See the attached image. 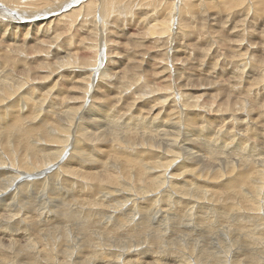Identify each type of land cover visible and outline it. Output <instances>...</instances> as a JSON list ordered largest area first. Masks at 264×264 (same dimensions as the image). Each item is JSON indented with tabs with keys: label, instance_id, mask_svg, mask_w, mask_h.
Wrapping results in <instances>:
<instances>
[{
	"label": "bare ground",
	"instance_id": "bare-ground-1",
	"mask_svg": "<svg viewBox=\"0 0 264 264\" xmlns=\"http://www.w3.org/2000/svg\"><path fill=\"white\" fill-rule=\"evenodd\" d=\"M0 228V264H264V0H0Z\"/></svg>",
	"mask_w": 264,
	"mask_h": 264
},
{
	"label": "rangeland",
	"instance_id": "rangeland-1",
	"mask_svg": "<svg viewBox=\"0 0 264 264\" xmlns=\"http://www.w3.org/2000/svg\"><path fill=\"white\" fill-rule=\"evenodd\" d=\"M217 12H218V11H217ZM133 31H134V30H132L131 32H133ZM180 35L182 36V34H180ZM121 40H122V39H119V41H121ZM182 40H183V39H182ZM41 41H42V40H41ZM124 42H125V43H124ZM172 42H173V41H170V45H172V48H174V47H173L174 44H173ZM192 42H193V41H192ZM120 43H121V47H123V48H125L126 45H127V42H126L125 40H122ZM122 43H124L125 45H123ZM187 45H188V43H187ZM124 46H125V47H124ZM127 46H128V45H127ZM174 46H175V45H174ZM216 46H217V47H215V48H216L217 50H221V51H222V49L219 48V46H218V42L216 43ZM169 49H171V47H169ZM176 49H180V48L177 47ZM174 50H175V49H174ZM191 53H192V52H191ZM85 54H86V53H85ZM80 55H83V54H80ZM182 55H183V54H181L180 56H182ZM178 57H179V56H177V54L175 53L174 55H172V61H175L176 58H178ZM174 59H175V60H174ZM192 67L195 68L196 71H197L199 74L193 72L192 70H191V72H190V69H188V68H186V70L183 69V72L186 73L187 75H189V77H192V76H193V73H194V77H193V78H195V79H196V76H197V78L199 77L198 79H200V80H203V79H204V81H205V80H206V81L208 80V79H206V77H205L204 75H202V76L200 75V73L202 74V70H201L202 68H201V67H200V68H201V69H200L199 66H197V67L199 68V70H197V67H196V66H192ZM187 71H189V72H187ZM191 73H192V74H191ZM149 74H150V73H149ZM199 75L201 76L202 79L200 78ZM229 75H230V74H229ZM203 76H204V77H203ZM252 77H253V78H252ZM150 78H151L152 81H153V78H154V77H153V78L150 77ZM241 78L244 79V75L241 74ZM254 78H255L254 76H251V78H249L248 81H247V83H246V77H245V82H244V84L246 85V86H245L246 88H248L247 86H248V85L250 86V85H251L250 83L253 82V81H254L253 84H256V83H255V82H256V81H255L256 79L253 80ZM155 79H156V80H155ZM224 79H225V80H224ZM224 79H218V78H215V77H214V80H215V82L217 81V83H221V81L223 80L222 82H223L224 84L221 83V84H220V88H219V90L222 91V92H223V90L225 91V90L229 87V85H230V82L228 81V78H224ZM220 80H221V81H220ZM226 80H227V81H226ZM249 80H251V81H249ZM156 81L158 82L159 80H158L157 78H154V82H155V83H157ZM225 82H226V83H225ZM159 83H161V82H159ZM247 84H248V85H247ZM251 86H252V85H251ZM225 88H226V89H225ZM249 88H250V87H249ZM211 89H212V90H211L212 93H214V92L217 93V91H218V89H216V87H213V88H211ZM234 97H235L234 99H236L237 97H239V95L235 94ZM244 138H245V137H244ZM28 189H31V188H28ZM50 189H51V186H50V188H48V191H49ZM28 191H29V190H27L26 192L23 191V192L21 193V191L19 190V191H17V193L20 192V195H19V193H18V194L15 193V195H13L12 197H10V198L8 199V201H7V204L9 205V208L12 207L11 210H14V211H15V210L18 208L17 206H19V208H20V212H23L22 207H25V206H26V207L24 208V209L26 210V208L28 207L27 203H26V202H23V203H21V204L18 205V204L16 203V201H17L16 199H18L17 196H26ZM29 193H30V192H28V194H29ZM16 194H17V195H16ZM223 194L229 195L228 192H227V193H226V192H223ZM50 195H51V194H50ZM15 196H16V197H15ZM51 196H53V195H51ZM53 197H54V196H53ZM12 198H13V199H12ZM10 199H12V200H10ZM14 199H15V200H14ZM50 203H52V201H50ZM50 203H48V204L46 205V208H47V209H49V205H51ZM227 203H230V202H227ZM10 204H11V206H10ZM24 204H25V205H24ZM224 204H226V203H224ZM14 205H15V206H14ZM13 207H15V208L17 207V208L15 209V208H13ZM50 213H52V212H50ZM217 218H218V219H217ZM215 220H217V221H215ZM215 220H213V221H215V222H212V223L206 222V224H208V225H204V227H203L204 229L200 230L202 234H201L200 232L197 233V234H196V233H193V235H195V236H193V235H192V236H193V237H197L198 240H199V238H200L199 241H200L202 244H203V242H204V244H205V242H207V243L210 244L211 239H209V238H210V236H212L213 233L210 234V232H207V231L209 230L207 227H208L210 224H212L213 227L216 225V226H215L216 229H215V228H212V230H213V231H217V230H219V229L221 228V226H222V223H221L222 220L219 219V217H216ZM220 221H221V222H220ZM217 222H220L221 224H220V223H217ZM213 223H214V224H213ZM216 223H217V224H216ZM202 224H203V223H202ZM204 224H205V223H204ZM218 224H219V225H218ZM220 225H221V226H220ZM206 226H207V227H206ZM217 226H218V227H217ZM92 228L94 229V227H92ZM205 228H206V229H205ZM218 228H219V229H218ZM0 229H1V228H0ZM205 230H206V231H205ZM20 231H22V230H20ZM202 231H203V232H202ZM42 232H43V231H42ZM204 232H205V233H204ZM214 233H215V232H214ZM205 234H206V235H207V234L209 235V236L207 235V236H208V237H207L208 239L205 238V237H206ZM175 235H176V234H175ZM196 235H197V236H196ZM198 235H199V236H198ZM200 235H202V236H204V237L202 238ZM39 236H42V235L39 234ZM204 238H205V239H204ZM1 239H2V241H7V240H8L7 236H5V237H3V238H0V240H1ZM209 241H210V242H209ZM174 248H175V247H174ZM174 248H173V249H174ZM206 249H207L208 251L211 250L212 252H214L216 248H206ZM212 249H213V250H212ZM217 249H218V248H217ZM217 249H216L217 252L215 251V252H216L215 254H218V253H219V250H217ZM174 251H175V249H174ZM176 252H177V253L179 252V253H182V254H183L182 250H177ZM179 253H178V254H179ZM23 254H24V253H23ZM23 254L20 255V253H19L18 255H19L20 257L17 255V260H18V261H19V260H22V259L25 260L24 256H25V255L28 256L27 253H26L25 255H23ZM25 257H26V256H25ZM210 258H213V257L211 256ZM241 258H243V256H241ZM147 261H148V259H147ZM243 262H245V261H243ZM245 263H246V262H245ZM245 263H244V264H245Z\"/></svg>",
	"mask_w": 264,
	"mask_h": 264
}]
</instances>
